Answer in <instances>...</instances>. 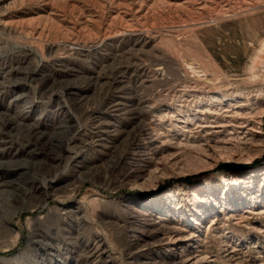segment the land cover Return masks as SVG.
I'll return each instance as SVG.
<instances>
[{
    "label": "rangeland",
    "instance_id": "rangeland-1",
    "mask_svg": "<svg viewBox=\"0 0 264 264\" xmlns=\"http://www.w3.org/2000/svg\"><path fill=\"white\" fill-rule=\"evenodd\" d=\"M263 51L264 0H0V264H264Z\"/></svg>",
    "mask_w": 264,
    "mask_h": 264
},
{
    "label": "bare ground",
    "instance_id": "bare-ground-1",
    "mask_svg": "<svg viewBox=\"0 0 264 264\" xmlns=\"http://www.w3.org/2000/svg\"><path fill=\"white\" fill-rule=\"evenodd\" d=\"M262 53H264V51L262 52ZM260 67H262V68H264V56L260 59V62H259V64H258V66H257V69H256V71H257V73H254L255 74V77H257V76H260V74H262V73H259L258 72V68H260ZM264 74V73H263ZM262 74V75H263ZM116 81V80H115ZM122 82V80H117L114 84H112L110 87H111V89H113L118 83H121ZM120 92V91H119ZM217 99H218V97H217ZM216 99V100H217ZM211 100H212V98H211ZM122 106V103H116L114 106L115 107H117V106ZM244 106V105H243ZM228 111V110H227ZM234 111V110H233ZM235 111H236V109H235ZM240 111V110H239ZM238 111V112H239ZM246 112V111H245ZM240 113H237L236 115H239ZM231 117V116H230ZM202 118V117H201ZM218 118V117H217ZM216 118V119H217ZM220 118V117H219ZM214 119V118H213ZM234 119H236V118H234ZM233 119V120H234ZM208 121V120H207ZM244 121V120H243ZM229 122H230V120H229ZM239 122V121H238ZM238 122H236V123H238ZM223 123V122H222ZM234 123V122H233ZM208 124V123H207ZM210 124V123H209ZM213 124V123H212ZM212 124H210V125H212ZM224 124V123H223ZM239 124V123H238ZM244 125L243 124V122H241L239 125ZM215 125V124H214ZM218 125V124H217ZM236 125V124H235ZM216 126V125H215ZM238 126V125H237ZM201 127V126H200ZM225 127V125H219V126H217V127H214L215 129H221V128H224ZM249 127V126H248ZM206 128H209V127H206ZM239 128H244V127H239ZM189 129V128H188ZM210 130H212V129H210ZM214 130V129H213ZM190 132V131H189ZM199 132V131H198ZM216 132V131H215ZM253 132H256V131H253ZM259 134H261V135H263L264 134V129H261V131L260 132H258ZM217 134V133H216ZM84 144V143H83ZM82 145V144H81ZM85 146V145H84ZM98 146H105V145H98ZM86 147V146H85ZM88 148H89V146H88ZM229 184V183H228ZM227 184V185H228ZM226 185V184H225ZM231 185V184H230ZM229 186H227V188H228ZM215 187L214 186H212V185H209L208 186V190H211V191H213V189H214ZM210 191V192H211ZM205 192V191H204ZM208 194V193H207ZM216 200V199H215ZM214 200V201H215ZM217 201V200H216ZM216 203V202H215ZM215 205H217V203L215 204ZM197 218V217H196ZM178 232H181L180 231V229H175L174 230V232H171V233H178ZM183 232H185V231H183ZM192 236V235H191ZM192 237H194V236H192ZM189 238H186V237H179L177 240H176V242H174L175 244H178V243H181L182 244V242H188V243H192L191 241H193V240H188ZM193 239V238H192ZM169 244H171V243H169ZM95 248V247H94ZM99 248V247H98ZM99 253H100V251H99ZM98 255V254H97ZM187 258H184V259H182L180 262H177L178 264H202L203 262H205V259H203L204 257H200V255H196V254H187ZM98 257V256H97ZM99 258V257H98ZM202 258V259H201ZM208 263V261H206V264ZM210 263H211V261H210ZM210 263H208V264H210ZM141 264H148V263H141Z\"/></svg>",
    "mask_w": 264,
    "mask_h": 264
}]
</instances>
